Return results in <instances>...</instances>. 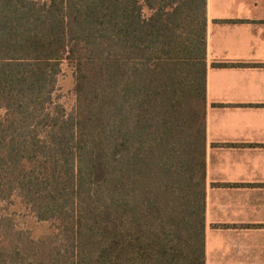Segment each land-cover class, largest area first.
I'll list each match as a JSON object with an SVG mask.
<instances>
[{"label":"trees","instance_id":"16d2710c","mask_svg":"<svg viewBox=\"0 0 264 264\" xmlns=\"http://www.w3.org/2000/svg\"><path fill=\"white\" fill-rule=\"evenodd\" d=\"M206 26V0H0V199L57 225L33 264H204Z\"/></svg>","mask_w":264,"mask_h":264},{"label":"crops","instance_id":"0c3cea01","mask_svg":"<svg viewBox=\"0 0 264 264\" xmlns=\"http://www.w3.org/2000/svg\"><path fill=\"white\" fill-rule=\"evenodd\" d=\"M204 264H264V0H206Z\"/></svg>","mask_w":264,"mask_h":264},{"label":"rangeland","instance_id":"374dc122","mask_svg":"<svg viewBox=\"0 0 264 264\" xmlns=\"http://www.w3.org/2000/svg\"><path fill=\"white\" fill-rule=\"evenodd\" d=\"M143 14L147 16L148 11L144 10ZM73 72L72 65L63 61L56 84V100L64 106L67 113L75 105ZM1 115L3 110H0ZM56 235L57 225L52 221H38L16 192L0 199L1 262L6 260L12 263L11 259L15 257L16 263L33 264L32 258L37 257L38 260L42 253L45 256L46 251L51 252L52 246L57 244Z\"/></svg>","mask_w":264,"mask_h":264}]
</instances>
